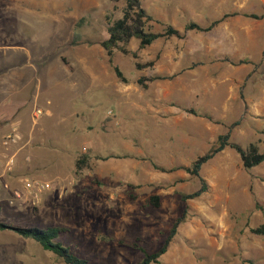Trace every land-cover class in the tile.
<instances>
[{
  "label": "rangeland",
  "instance_id": "obj_1",
  "mask_svg": "<svg viewBox=\"0 0 264 264\" xmlns=\"http://www.w3.org/2000/svg\"><path fill=\"white\" fill-rule=\"evenodd\" d=\"M140 2L158 21L154 31L171 25L183 32L189 21L206 26L225 13L264 15V0ZM123 7L124 0H0V76L19 75L14 108L35 98L40 108L51 97L75 113L68 122L45 121L31 148L19 138L11 143L15 182L0 186V223L64 227L65 244L91 264H137L143 254L136 248L156 252L186 210L159 264H264V234L251 232L264 224V162L247 170L224 149L200 170L207 191L185 202L201 184L179 168L226 132L230 142L264 152V19L237 15L210 32L188 31L144 49L131 39L110 63L100 42ZM150 61L151 68L136 67ZM158 75L172 78L138 83ZM82 155L87 163L76 172ZM24 177L51 188L38 204H9ZM153 196L158 206L148 203ZM0 264L64 263L6 229Z\"/></svg>",
  "mask_w": 264,
  "mask_h": 264
},
{
  "label": "trees",
  "instance_id": "obj_2",
  "mask_svg": "<svg viewBox=\"0 0 264 264\" xmlns=\"http://www.w3.org/2000/svg\"><path fill=\"white\" fill-rule=\"evenodd\" d=\"M241 15L244 18H249L253 20L264 19V15H258L254 13L247 12H232L225 13L220 18L211 21L208 25L203 26L194 21H189L184 25L183 32L173 28L171 25H165L160 31H154V25L158 23L153 16H151L148 11L142 6L140 0H124V7L122 9V17L110 21L108 23L107 39L100 42V46L106 53V56L109 59V62H112V57L115 51L124 52L123 47L131 40L134 39L138 41L139 48L144 49L152 45L160 39H169L176 38L182 39L185 32H201L207 33L212 31L218 24L226 20L227 18ZM229 61L228 59H224ZM231 64H242L243 61H238L237 63L229 61ZM154 65V61H150L144 64H136L138 69L151 68ZM114 74L117 79L122 82H126V79L123 77L122 73L114 67ZM172 76H154L148 79L142 78L139 79L138 83L143 85V81H154L162 79H171ZM185 112L196 116L203 117L209 121L213 122L212 117L205 112L197 111L193 108L184 109ZM218 123L217 121H214ZM238 123H234L233 126H237ZM229 126L228 131L233 128ZM229 148L236 152L239 156L244 169H251L256 167L264 162V152H260L258 147L254 143L248 144L246 147H241L237 143L230 142L229 132L220 134L210 148L203 154L198 156L190 165V167H179L180 169L185 170L190 176L196 177L200 181V188L189 195L183 196L182 200L184 202L188 199H195L201 196L207 191V185L205 181L200 178V170L204 164L211 160L218 153L222 152L224 149ZM87 163V157L82 155L75 162L76 172L81 170ZM155 167V166H154ZM160 169L159 167H155ZM163 170V169H160ZM158 197H150L148 203H152L155 206H158ZM186 210L176 219V222L171 227L169 234L167 235L163 245L154 253H147L143 248H136V244L131 245L132 247L138 249L142 254V260L137 264H159V259L164 255L169 247L170 242L172 241L176 229L179 225V222L184 220ZM11 230L23 238L32 239L38 243L44 251L52 253L58 259H60L64 264H91L85 257L80 256L71 251L70 247L65 244L68 240L69 230L64 227H47L45 229H40L36 227H19L12 226L9 224L0 223V230ZM252 233L263 235L264 234V224H262L257 229H252Z\"/></svg>",
  "mask_w": 264,
  "mask_h": 264
},
{
  "label": "crops",
  "instance_id": "obj_3",
  "mask_svg": "<svg viewBox=\"0 0 264 264\" xmlns=\"http://www.w3.org/2000/svg\"><path fill=\"white\" fill-rule=\"evenodd\" d=\"M17 78L19 79V75H16L11 70L5 71L0 76V186L15 182L11 177L13 173L9 174L5 169L6 158L9 155H14L8 154L6 156V153L15 149L12 146L14 144L4 145L3 142L1 143L3 135L9 128L16 132L21 144L26 143L31 148L36 140L34 131L36 132L37 130L35 129H38L45 121H53L54 123L68 122L70 118L75 117L69 102L57 107L54 106L51 97H45L40 104V108L36 106V98L33 103L25 106L17 105L14 108V96H16L15 94L19 91V88L16 87L15 89L13 85L14 80Z\"/></svg>",
  "mask_w": 264,
  "mask_h": 264
},
{
  "label": "built area",
  "instance_id": "obj_4",
  "mask_svg": "<svg viewBox=\"0 0 264 264\" xmlns=\"http://www.w3.org/2000/svg\"><path fill=\"white\" fill-rule=\"evenodd\" d=\"M18 136L14 131L6 135L3 139V144L16 143ZM15 156L10 155L6 158V172H11L14 165ZM51 183L45 180H40L34 177H24L20 179V188L12 191V195L8 200L9 204H14L18 201L27 200L32 205L38 204L41 196L50 190Z\"/></svg>",
  "mask_w": 264,
  "mask_h": 264
}]
</instances>
